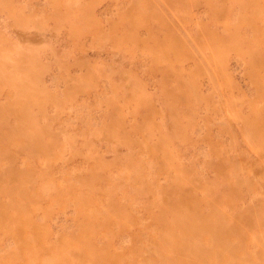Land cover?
<instances>
[{
    "label": "rangeland",
    "instance_id": "1",
    "mask_svg": "<svg viewBox=\"0 0 264 264\" xmlns=\"http://www.w3.org/2000/svg\"><path fill=\"white\" fill-rule=\"evenodd\" d=\"M263 246L264 0H0V264Z\"/></svg>",
    "mask_w": 264,
    "mask_h": 264
},
{
    "label": "bare ground",
    "instance_id": "2",
    "mask_svg": "<svg viewBox=\"0 0 264 264\" xmlns=\"http://www.w3.org/2000/svg\"><path fill=\"white\" fill-rule=\"evenodd\" d=\"M233 191H234V190H233ZM165 205H166V204H165ZM165 205H164V206H165ZM167 206H168V205H167ZM167 206H166L165 208L169 209V207H167ZM165 208H164V210H165ZM182 209H183V208H182ZM173 210H174V209H173ZM255 211H256V210H255ZM253 213H254V212H253ZM255 214H256V213H255ZM241 215H242V214H241ZM244 216L246 217L247 215H242L241 218H243ZM239 217H240V216H239ZM239 217H238V218H239ZM245 217H244V218H245ZM201 218H202V217H201ZM245 219H246V218H245ZM247 219H248V217H247ZM172 220H173V218H172ZM248 220H249V221H248ZM248 220H247V221L250 222V221H251V218L249 217ZM187 221H188V220H187ZM187 221H185V222H187ZM205 221H206V220H205ZM217 221H218V220H217ZM217 221H216L215 223H217ZM240 221L242 222V219H241ZM200 222H201V221H200ZM235 222H236V221H235ZM237 222H238V220H237ZM237 222H236L235 224H237ZM257 222H258V221H257ZM207 223L210 224V222H207ZM218 223L221 224V221L218 222ZM238 223H240V222H238ZM254 223H256V222H254ZM186 224H187V223H186ZM188 224H189V223H188ZM219 224H218V225H219ZM233 224H234V223H233ZM235 224H234V225H235ZM245 224L247 225V223H245ZM258 224H259V223H258ZM199 225H200V224H199ZM212 225H213V224H212ZM237 225H239V224H237ZM237 225H236V227H237ZM239 226H240V225H239ZM232 227H233V225H232ZM234 227H235V226H234ZM240 227H241V226H240ZM253 227H254V226H253ZM255 227H256V225H255ZM237 228H238V227H237ZM242 228H243V225H242ZM230 229H231V228H230ZM202 230H203V229H202ZM231 230H232V229H231ZM240 230H241V229H240ZM221 231H222V230H221ZM226 231H227V230H226ZM229 231H230V230H228V232H229ZM237 231H238V230H237ZM231 232H232V231H231ZM241 232H242V231H241ZM241 232H240V233H241ZM220 233H221V232H220ZM220 233H219V234H220ZM236 233H237V232H236ZM199 234H200V232H199ZM232 234H233V233H232ZM217 235H218V234H217ZM226 235H229V234L226 233ZM226 235H224V236H226ZM233 235H234V234H233ZM214 236H216V235H214ZM243 236H245V235H243ZM185 237H187V236H185ZM212 237H213V236H212ZM235 238H236V237H235ZM215 240H216V239H215ZM225 241H226V240H225ZM235 241H236V240H235ZM238 241H239V240H238ZM229 242H230V241H229ZM165 243H166V242H165ZM233 243H234V242H233ZM235 243L238 244L237 242H235ZM163 244H164V243H163ZM200 244H201V243H200ZM225 245H226V244H225ZM230 245H231V244H230ZM233 245H235V244H233ZM233 245H232V247H233ZM238 245H239V244H238ZM195 246H197V245H195ZM260 246H261V245H260ZM227 247H228V246H227ZM232 247H231V248H232ZM263 247H264V246H263ZM263 247H262V249H261L262 251L264 250ZM181 248H182V247H181ZM185 248H186V247H185ZM237 248H238V247H237ZM179 249H180V248H179ZM179 249H177V251H178ZM232 249H233V248H232ZM235 249H236V248H235ZM193 250H195V249H193ZM197 250H199V249H197ZM210 250H211V249H210ZM179 251H181V250H179ZM182 251H183V250H182ZM184 251H185V250H184ZM231 251H232V250H231ZM175 252H176V251H175ZM218 252H219V251H218ZM233 252H234V251H233ZM258 252H259V251H258ZM181 253H183V252H181ZM181 253L179 252V253H177V254H181ZM184 253H185V252H184ZM186 253H187V252H186ZM189 253H190V252H189ZM219 253H221V252H219ZM256 253H257V252H256ZM68 254H69V253H68ZM199 254H200V253H199ZM226 254H227V253H226ZM258 254H259V253H258ZM186 255H187V254H186ZM238 255H239V254H238ZM263 255H264V252H263ZM174 256H175V253H174ZM180 256H184V254L179 255V257H180ZM187 256H188V255H187ZM248 256H249V255H248ZM175 257H176V256H175ZM239 257H242V256L239 255ZM249 257H250V256H249ZM249 257H248V258H249ZM252 257H253V256H252ZM172 258H173V257H172ZM180 258H181V260H182V257H180ZM183 258H184V257H183ZM248 258H247V259H248ZM255 258H256V257H255ZM251 259H252V258H251ZM171 260H174V259H171ZM176 260H177V259H176ZM176 260H175V261H176ZM178 260H180V259H178ZM184 260H186V259L184 258ZM193 261H194V260H193ZM262 261H263V260H262ZM182 262H183V260H182ZM186 262H187V261H186ZM180 263H181V262H180ZM183 263H184V262H183ZM230 263H231V262H230ZM175 264H176V263H175ZM178 264H179V263H178ZM184 264H185V263H184ZM186 264H187V263H186Z\"/></svg>",
    "mask_w": 264,
    "mask_h": 264
}]
</instances>
